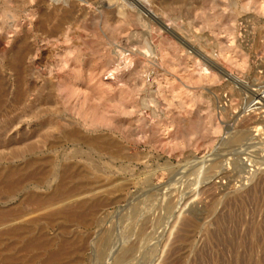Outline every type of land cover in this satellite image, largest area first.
Listing matches in <instances>:
<instances>
[{
	"label": "rangeland",
	"instance_id": "374dc122",
	"mask_svg": "<svg viewBox=\"0 0 264 264\" xmlns=\"http://www.w3.org/2000/svg\"><path fill=\"white\" fill-rule=\"evenodd\" d=\"M56 1L0 0V171L16 180L42 161L13 195L0 190L11 215L0 234L33 227L0 236V264H264V0H144L171 28H154L156 55L149 26L125 28L139 9L124 0L103 1L108 23L87 0ZM74 4V19L49 35ZM25 40L33 51L17 64ZM66 129L113 147L68 142ZM70 166L81 173L62 182L65 203L25 200L50 197ZM85 199L97 206L83 223L51 218ZM31 237L37 246L25 248ZM64 240L67 255L51 261Z\"/></svg>",
	"mask_w": 264,
	"mask_h": 264
},
{
	"label": "bare ground",
	"instance_id": "6f19581e",
	"mask_svg": "<svg viewBox=\"0 0 264 264\" xmlns=\"http://www.w3.org/2000/svg\"><path fill=\"white\" fill-rule=\"evenodd\" d=\"M41 1H45V0H41ZM60 1V0H57ZM56 1V2H57ZM104 0H97L95 1H86V5L88 6L86 10H91V13L94 14V16L101 22V23H108V21L106 20V16L108 14V11L106 9L105 3L103 2ZM106 1V0H105ZM126 4L132 6V8L134 9H139L137 13H132V12H127L126 15L124 16L123 22L125 24V28L126 29H134L135 31L133 32V36H138L139 35V31L140 29H145L146 27H150L151 32L148 35L149 37V46L150 49L152 50V53L154 55H156V45L158 43V34L154 33L155 30H158V33H162V30L164 29L165 31H170V25H166V23L163 21L164 19L159 16L156 12H153L149 7H148V3H146L144 0H124ZM113 1L110 0V3H112ZM109 3V0H108ZM167 3V2H166ZM125 4V5H126ZM162 5H168L165 4V1H162ZM170 5V4H169ZM168 5V6H169ZM78 6V5H77ZM77 6L72 5L71 8L68 11H65L63 17L59 20V23L54 26L51 31L49 32V35H55L57 33H62L63 32V27L67 22H70L71 20L74 19V16L77 12ZM121 13V12H120ZM119 14V13H118ZM77 16V15H76ZM173 18V17H172ZM169 19V18H168ZM49 17H43V23L45 24L47 22H49ZM189 24V23H188ZM157 27V29L154 30V28ZM178 29V28H177ZM146 30V29H145ZM182 30V29H181ZM163 31V32H165ZM65 32V31H64ZM141 33V32H140ZM149 33V32H148ZM145 34V33H144ZM157 34V35H156ZM168 34V33H167ZM169 35V34H168ZM132 36V37H133ZM165 34L162 33L161 37H164ZM180 36V35H179ZM147 37V36H146ZM147 37V38H148ZM160 38V37H159ZM133 39V38H132ZM140 39V38H139ZM127 40V39H126ZM187 40V39H186ZM147 41V39H146ZM124 42V41H123ZM122 41L118 40L117 38H115L110 45H115L116 49L118 48V50L115 51H110V59L112 60L113 64L116 65V63L118 62V58L121 57L122 52H124V50H122V48L124 47ZM145 42V40H144ZM128 40L126 42V47L129 46L128 44ZM146 43V42H145ZM199 44V43H198ZM113 45V46H114ZM123 47H121V46ZM128 45V46H127ZM54 46V45H53ZM145 46V45H144ZM148 46V45H147ZM216 47V46H215ZM139 48V47H138ZM141 49H145V47H140ZM113 49V48H112ZM139 49V50H141ZM148 49V48H146ZM205 49V48H204ZM33 51L32 45L31 43H29L28 40H25L20 46H18V48L15 50V55H14V59L16 61L17 64H22L23 61L28 58L31 53ZM134 51V50H133ZM148 51V50H147ZM48 53H46V57H49V55L52 53L49 49V51H47ZM139 52V51H137ZM136 52V53H137ZM118 53H120L121 55H118ZM135 53V51L133 52ZM131 54L129 55V57L127 58L132 59V57H136L137 55L140 56L138 53L136 55L135 54ZM152 55V54H151ZM44 57V56H43ZM42 58L40 61V64L43 63L45 61V58ZM192 57V56H191ZM122 59V58H121ZM126 59V60H127ZM145 59V58H144ZM155 59V58H154ZM124 58V61H126ZM121 61V60H120ZM119 61V62H120ZM150 61V60H149ZM73 62H82L79 59H73ZM158 62V61H157ZM254 62V61H253ZM258 62V61H257ZM121 63V62H120ZM260 66V65H259ZM128 67V66H126ZM111 68V67H110ZM115 70V69H114ZM222 70V69H221ZM226 71V70H225ZM112 72V71H111ZM228 76L232 79L234 78L233 75L231 73L228 72ZM142 78V77H141ZM115 79V78H114ZM155 91V90H154ZM20 94V93H19ZM18 94V95H19ZM22 95V94H21ZM23 97V95L21 96ZM20 97V101L22 100ZM157 97V96H156ZM149 98V97H148ZM155 98V97H154ZM146 100V99H145ZM158 100V99H157ZM143 102V101H142ZM146 102V101H145ZM146 105V104H145ZM159 106V105H158ZM232 115V114H231ZM256 121V120H255ZM84 124V123H83ZM55 126H57L56 128L58 130H62L63 127L60 124H55ZM62 134L64 135V138L66 139V141L68 142H73L75 144H80L83 142L86 143L91 150H98V149H103V150H109L111 151V147H113V142L106 140V139H101V138H86L85 136H82V134L80 133V131H78L77 129H66L63 130ZM241 138V135H237L235 137V140L238 141V139ZM240 140V139H239ZM35 147L32 146H27L25 152L23 154H29L32 153L34 151ZM110 154L112 155L113 158H117L118 156L115 155L113 152H110ZM213 157V156H212ZM195 160V159H194ZM40 160H32V161H28L26 163V167L24 169H19V171L21 172L23 170L26 171L24 174H22V176L19 179L13 180V174L16 172L15 169H8L6 171H0V190H5L7 191L8 194L13 195L15 192H17V190L20 189L21 186H24L25 183L31 179L34 176H37L39 174L38 169L39 166L41 165ZM196 162V161H195ZM89 164V163H88ZM192 167V166H191ZM18 172V171H17ZM19 173V172H18ZM81 173V170L77 167H66L62 173V177H61V183L59 185H57L54 189L53 194L50 197H46L45 199L42 198L40 195L38 194H30L27 196V198L25 199L27 202H35V204L39 207L41 206H49V207H54L57 204H63L65 203L64 200H61L62 198H64V196H62L61 192L63 189V183L69 179H73L74 177L78 176ZM42 174V173H41ZM43 175V174H42ZM61 195V196H60ZM97 203L95 201H93V199H85V200H81L75 203H67L65 205H61L59 208L52 210L51 211V218L52 217H61L65 220H67L68 222H74V223H83L85 221V219L87 218V216L90 215L93 216L94 214V208L97 206ZM83 208H85V210H83ZM4 211V210H3ZM1 212V211H0ZM5 212V211H4ZM3 212V213H4ZM9 213V212H8ZM6 214V212H5ZM5 214H1L0 213V222H4L5 219L7 220L11 215L7 214V217H5ZM156 218V217H155ZM153 219V218H152ZM158 219V218H157ZM148 220V219H147ZM151 221V220H150ZM146 222V221H145ZM149 222V220L147 221ZM155 222V221H154ZM150 223V222H149ZM159 224V223H158ZM33 227L32 226H19V227H11L7 230H5V232L1 233L0 236L2 235H6V234H21V235H26L29 234L31 232V229ZM146 228V227H144ZM145 233V230H144ZM142 236V234H140ZM44 237V236H43ZM36 239L34 238H29L28 241L26 242V247L25 248H34L35 246H37L36 244ZM65 240L64 243L61 244L60 249L55 252L52 253L50 256V260L51 261H56V260H60L63 257H65L67 255V250H66V244H65ZM103 244V243H102ZM101 245V244H100ZM104 246V244H103ZM102 246V247H103ZM101 247V249H102ZM136 247V246H135ZM100 248V247H99ZM134 248V246H133ZM132 248V249H133ZM131 249V248H130ZM83 250V249H82ZM103 250V249H102ZM101 250V251H102ZM26 251V250H25ZM80 251V250H79ZM124 252H122L123 255ZM128 253V251H127ZM127 255V254H126ZM130 255V254H128ZM127 255V256H128ZM120 258V256H119ZM14 259H9L5 264H15L14 263ZM116 259L118 260V258L116 257ZM121 260V259H120ZM119 260V261H120ZM123 261H124V257H123ZM122 262V261H121ZM120 262V264H121ZM47 263V262H45Z\"/></svg>",
	"mask_w": 264,
	"mask_h": 264
}]
</instances>
